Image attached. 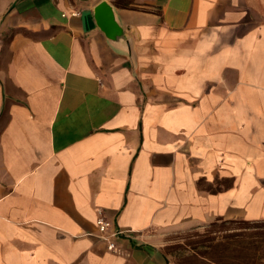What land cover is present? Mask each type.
Here are the masks:
<instances>
[{
    "label": "crops",
    "instance_id": "0c3cea01",
    "mask_svg": "<svg viewBox=\"0 0 264 264\" xmlns=\"http://www.w3.org/2000/svg\"><path fill=\"white\" fill-rule=\"evenodd\" d=\"M98 1L0 0V264H175L174 232L264 221V0H110L134 63Z\"/></svg>",
    "mask_w": 264,
    "mask_h": 264
},
{
    "label": "rangeland",
    "instance_id": "374dc122",
    "mask_svg": "<svg viewBox=\"0 0 264 264\" xmlns=\"http://www.w3.org/2000/svg\"><path fill=\"white\" fill-rule=\"evenodd\" d=\"M114 1L127 2L131 0ZM239 232L243 234H238ZM207 235L215 237L220 242L235 241L230 245L235 250L238 248L236 240L244 239V237L259 239L261 242L256 247L258 248L256 255L260 256L259 263L264 264V221H260L256 227L239 228L235 223L221 224L218 220L199 227L174 232L165 245V251L175 264H180L182 260H185V264H194L200 258L193 252L188 242L205 238Z\"/></svg>",
    "mask_w": 264,
    "mask_h": 264
},
{
    "label": "trees",
    "instance_id": "16d2710c",
    "mask_svg": "<svg viewBox=\"0 0 264 264\" xmlns=\"http://www.w3.org/2000/svg\"><path fill=\"white\" fill-rule=\"evenodd\" d=\"M115 4L128 5L129 2L114 1ZM221 224L235 223L239 228L256 227L260 221H249L244 219L238 220H219ZM243 234V233H238ZM237 250L230 247L234 242H220L215 237L207 235L205 238L192 240L188 245L193 249V252L199 256L194 264H261L259 263L260 256L256 255V250L261 242L259 239L245 238L236 240ZM240 254V255H239ZM180 264H185L182 260ZM189 264V263H186Z\"/></svg>",
    "mask_w": 264,
    "mask_h": 264
},
{
    "label": "water",
    "instance_id": "95a60500",
    "mask_svg": "<svg viewBox=\"0 0 264 264\" xmlns=\"http://www.w3.org/2000/svg\"><path fill=\"white\" fill-rule=\"evenodd\" d=\"M93 17L107 42L134 63L133 41L122 25L115 5L110 0H99L93 7Z\"/></svg>",
    "mask_w": 264,
    "mask_h": 264
},
{
    "label": "built area",
    "instance_id": "2783aa9c",
    "mask_svg": "<svg viewBox=\"0 0 264 264\" xmlns=\"http://www.w3.org/2000/svg\"><path fill=\"white\" fill-rule=\"evenodd\" d=\"M97 222V226H98V230L101 233V235H111V236H115L120 234L122 231L120 230H113L112 232L108 233L109 227H110V222L108 220H106L105 218H103L102 216H99L96 220ZM108 248H114V243L113 242H109L108 243Z\"/></svg>",
    "mask_w": 264,
    "mask_h": 264
}]
</instances>
